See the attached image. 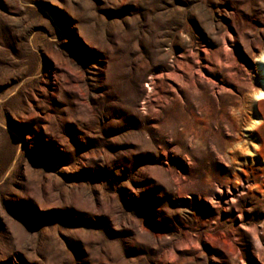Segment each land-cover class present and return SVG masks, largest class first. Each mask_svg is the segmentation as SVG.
<instances>
[{"label": "rangeland", "instance_id": "rangeland-1", "mask_svg": "<svg viewBox=\"0 0 264 264\" xmlns=\"http://www.w3.org/2000/svg\"><path fill=\"white\" fill-rule=\"evenodd\" d=\"M264 0H0V264H264Z\"/></svg>", "mask_w": 264, "mask_h": 264}, {"label": "bare ground", "instance_id": "bare-ground-1", "mask_svg": "<svg viewBox=\"0 0 264 264\" xmlns=\"http://www.w3.org/2000/svg\"><path fill=\"white\" fill-rule=\"evenodd\" d=\"M262 48L260 49L259 51V55L258 56H255V58L257 57L258 58V63H257V66L259 67L260 66V63H263L264 64V41L262 43ZM256 58V59H257ZM256 98H257V101H262L264 100V91L262 89H259L255 95H254Z\"/></svg>", "mask_w": 264, "mask_h": 264}]
</instances>
